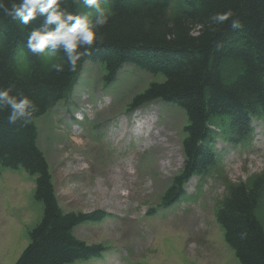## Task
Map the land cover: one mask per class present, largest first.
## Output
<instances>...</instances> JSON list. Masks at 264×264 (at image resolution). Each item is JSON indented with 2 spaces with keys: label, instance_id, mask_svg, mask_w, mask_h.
<instances>
[{
  "label": "trees",
  "instance_id": "trees-1",
  "mask_svg": "<svg viewBox=\"0 0 264 264\" xmlns=\"http://www.w3.org/2000/svg\"><path fill=\"white\" fill-rule=\"evenodd\" d=\"M11 2L4 0L5 7ZM103 6L112 12L98 30L103 39L74 72L68 71L63 52L50 60L27 51V34L43 17L21 25L0 9V88L11 86L12 94L29 96L38 108L27 125L10 123L9 109L0 110V169L36 175L34 198L43 205L42 219L29 231L30 243L15 264H67L99 250L77 239L73 227L100 218L102 212L62 210L37 145V120L68 99L85 62L104 63L108 83L130 63L165 77L134 95L128 110L157 100L185 110V161L162 197L166 204L187 195L185 185L193 176L216 169V128L236 143L250 142L253 121H264V0H107ZM64 7L85 11L76 0H65ZM227 11L233 14L230 20L213 31L217 26L209 23V16ZM231 19H238L241 27L232 29ZM52 63L64 64L65 70L56 72ZM263 191L261 179L230 184L216 211L239 264H264V223L258 213Z\"/></svg>",
  "mask_w": 264,
  "mask_h": 264
},
{
  "label": "rangeland",
  "instance_id": "rangeland-1",
  "mask_svg": "<svg viewBox=\"0 0 264 264\" xmlns=\"http://www.w3.org/2000/svg\"><path fill=\"white\" fill-rule=\"evenodd\" d=\"M82 73L87 74L79 85L78 104L83 110L75 115L83 120L74 121L66 110L59 113L61 101L53 112L39 118L38 127V141L49 157L60 204L70 211L111 214L101 224L81 225L77 234L90 243L117 242L127 264H239L234 249L224 240L215 212L229 183L261 178L264 185V121L253 124L251 150L250 142H243L241 148L240 143H231L221 135L215 138L224 180L213 171L197 190L200 180L195 177L187 185L194 197L162 207V196L184 163L185 110L159 100L127 111L134 95L154 81H163L162 74L126 65L117 79L107 84L104 64L91 62ZM86 83L88 92L84 93ZM95 86L114 99L99 97L97 92L89 97ZM40 135L54 145L41 141ZM255 143L262 145L258 153L254 152ZM102 156L107 157L105 161L100 160ZM16 171L23 174L0 173V264L15 263L29 243L23 242L28 229L43 216V206L34 198L35 177ZM259 207L264 223V199ZM154 208L158 213L146 215ZM133 231L137 232L132 238L135 248L128 240ZM116 252L114 257L119 258ZM114 257L109 256L103 264H124ZM85 264L92 263L88 260Z\"/></svg>",
  "mask_w": 264,
  "mask_h": 264
},
{
  "label": "clouds",
  "instance_id": "clouds-1",
  "mask_svg": "<svg viewBox=\"0 0 264 264\" xmlns=\"http://www.w3.org/2000/svg\"><path fill=\"white\" fill-rule=\"evenodd\" d=\"M85 11L72 12L64 7L65 0H12L10 8H6L4 0H0V9L5 14L28 25L32 20L43 17L39 27L27 34L26 49L34 55H44L48 59L57 57L63 52L67 59L68 71L74 72L78 62L89 49L102 37L98 30L103 28L112 15L108 7L103 6L107 0H76ZM232 12H215L209 16V23L217 27L225 25L232 17ZM241 23L238 19H231V28L238 29ZM51 68L56 72H63L62 63H52ZM11 86L0 88V110L9 109L8 121L10 123L22 122L30 124L38 108L34 100L27 95L12 94Z\"/></svg>",
  "mask_w": 264,
  "mask_h": 264
},
{
  "label": "bare ground",
  "instance_id": "bare-ground-1",
  "mask_svg": "<svg viewBox=\"0 0 264 264\" xmlns=\"http://www.w3.org/2000/svg\"><path fill=\"white\" fill-rule=\"evenodd\" d=\"M142 132V131H141Z\"/></svg>",
  "mask_w": 264,
  "mask_h": 264
}]
</instances>
